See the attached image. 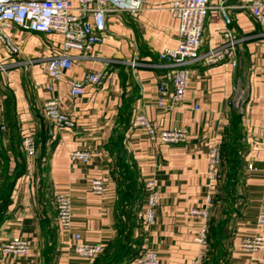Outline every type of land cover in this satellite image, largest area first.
<instances>
[{
    "label": "crops",
    "instance_id": "0c3cea01",
    "mask_svg": "<svg viewBox=\"0 0 264 264\" xmlns=\"http://www.w3.org/2000/svg\"><path fill=\"white\" fill-rule=\"evenodd\" d=\"M171 1L142 0L135 14L106 16L104 41L73 64L52 92L45 89L49 81L39 64L58 50L60 37L14 32L21 42L20 55L0 54V63L7 66L0 72V193L3 185L11 182L6 215L0 222V245L19 236L30 248L23 257H0V264H131L130 257L118 263L106 259L111 244L124 236L120 230L129 231L131 251H154L160 264H191L198 250L194 236L199 219L188 211L211 195L207 150L212 142L225 150L232 142L236 117L240 167L234 175L232 194H227L233 202L226 207L217 261L264 264V225L255 224L256 215L264 210L262 30L236 0H224L232 6L229 28L236 40L237 65H189L182 99L171 107H157L158 85L166 72L157 55L164 47L175 48L178 38V21L166 8ZM220 2L211 0L213 6ZM222 24L218 9L209 10L203 25L202 51L223 43ZM27 61L30 64L25 63V70L22 62ZM98 71L106 74L98 86H86L80 97L69 98L66 79H82ZM167 86L171 93V86ZM51 96L72 121L59 131L53 130L42 110L43 100ZM137 108L158 129L186 130L187 142L157 145L139 130H131L130 119ZM24 131L31 132L35 141L30 162L20 146ZM118 135L122 137L121 150L116 144ZM76 149L91 152L87 163L69 161L68 152ZM221 162L222 171L225 154ZM249 162L254 166L252 171L246 169ZM129 172L137 193L129 190V204H122L119 191L128 185L124 175ZM94 177L104 182L100 196L89 190ZM150 178L159 191V205L154 224L144 227V182ZM221 192L218 175L209 206L212 222L224 214L218 202ZM54 194L71 201L72 232H79L84 243L103 247L95 259L85 260L70 251L71 234L61 233L56 224ZM252 234L262 237L263 246L249 255L240 251L239 240ZM208 239L202 264H214L210 261V230Z\"/></svg>",
    "mask_w": 264,
    "mask_h": 264
},
{
    "label": "built area",
    "instance_id": "2783aa9c",
    "mask_svg": "<svg viewBox=\"0 0 264 264\" xmlns=\"http://www.w3.org/2000/svg\"><path fill=\"white\" fill-rule=\"evenodd\" d=\"M237 6L247 10L250 18L262 30L264 36V0H236ZM142 6V0H0V54L16 57L21 53V42L15 36V31L37 34H56L60 37L59 47L49 57L40 62V70L47 76L45 85L47 92L54 90V84L64 80L65 73L79 59L87 57L95 46L105 38L106 16L120 13L135 14ZM232 6L224 0L217 6L211 0H174L166 5L171 16L178 21V38L175 48H162L157 55L162 66L166 68L164 80L159 83L155 105L171 107L182 99L189 81L188 66L201 63L212 66L227 62L237 65L235 51L236 40L229 28L231 19L229 9ZM217 8L222 18L221 35L223 43L219 46L202 51L203 25L209 10ZM21 62H19L20 64ZM29 63L22 62V64ZM7 66L0 63V72H5ZM24 69H27L25 64ZM106 77L105 72H90L82 79L68 78L67 93L75 99L84 93L86 86L96 87ZM169 84L172 92H169ZM169 101V103H167ZM45 117L52 124L53 130L59 131L72 125L69 116L59 107L56 97H48L42 102ZM129 127L139 130L146 139L157 145H177L187 142L188 132L180 128L158 129L153 126L146 113L137 108L133 111ZM0 129H3L1 126ZM264 139V130H262ZM20 146L29 162L35 154V141L29 131L20 135ZM91 152L86 149H76L68 152L71 162L87 163ZM221 152L218 143L212 142L207 150V178L209 195L205 202L189 209L188 213L199 219V229L194 236L198 246L197 254L191 264H202L207 245L209 206L212 193L219 175ZM246 169L254 170L251 162ZM29 176V173L26 174ZM89 190L100 196L104 192V182L99 177L89 181ZM53 204L56 211V224L61 233L71 234L70 251L85 260H93L103 252L100 244H87L81 241L79 232H72L71 201L61 194H54ZM159 205V191L153 179L144 182V203L141 221L144 227L154 224L155 212ZM256 226L264 225V210H260L255 218ZM263 246L262 237L258 234L244 235L239 240V249L245 254H253ZM29 242L22 237H12L0 245V257H23L29 251ZM131 264H160L158 255L151 250H140Z\"/></svg>",
    "mask_w": 264,
    "mask_h": 264
},
{
    "label": "trees",
    "instance_id": "16d2710c",
    "mask_svg": "<svg viewBox=\"0 0 264 264\" xmlns=\"http://www.w3.org/2000/svg\"><path fill=\"white\" fill-rule=\"evenodd\" d=\"M238 120L237 117L234 119L233 127H232V150L237 151V143H235V140L238 138ZM221 152V159L222 155L225 154V150L220 149ZM230 165L232 164V175L234 176L236 173V170L240 167V160L237 163L233 164V159L229 160ZM125 179L128 180V185L123 189L119 191V196H121V203L122 204H129V190L132 192H136V188L134 185V181L132 180L131 173H127L124 175ZM11 191V182L8 181L3 185V188L0 193V222L6 215V208L9 203V196ZM137 193V192H136ZM208 232H209V223H208ZM207 241H208V234H207ZM212 248V245H211ZM139 251H131L130 248V234L129 231L125 233L123 237H118L112 244L111 247H109L107 251L106 259L109 263H118L123 261L125 258H135L137 256ZM219 256L217 257L218 260ZM216 260V261H217ZM214 264H218V262L213 261Z\"/></svg>",
    "mask_w": 264,
    "mask_h": 264
},
{
    "label": "rangeland",
    "instance_id": "374dc122",
    "mask_svg": "<svg viewBox=\"0 0 264 264\" xmlns=\"http://www.w3.org/2000/svg\"><path fill=\"white\" fill-rule=\"evenodd\" d=\"M231 146L232 144L230 142L225 148V163L222 167V171L220 169L222 164L220 165V168H219L220 187L222 189V192H221V197L218 198L219 200L218 202L221 203L220 206L223 207L224 214L221 220H216V221L214 220V222H212L211 219L209 220V230L211 232V244H212L211 252L213 254L210 260L211 263H213V261L218 262L216 261L217 257L221 256L219 248H220V240L224 235V222H225L224 216H226L227 205L233 202L232 201L233 198L231 195L227 197L228 192L231 193V190H232L231 187L235 179V177L232 175L233 165L232 164L230 165L229 160L233 159V164H235V162L236 163L237 161L239 162V155L236 150L235 152L234 150H232ZM126 232L127 230H120L121 234L124 233L123 235H125ZM223 264H225V262H223Z\"/></svg>",
    "mask_w": 264,
    "mask_h": 264
},
{
    "label": "water",
    "instance_id": "95a60500",
    "mask_svg": "<svg viewBox=\"0 0 264 264\" xmlns=\"http://www.w3.org/2000/svg\"><path fill=\"white\" fill-rule=\"evenodd\" d=\"M121 141H122V137L118 135L116 138V144H117L119 150H121Z\"/></svg>",
    "mask_w": 264,
    "mask_h": 264
}]
</instances>
